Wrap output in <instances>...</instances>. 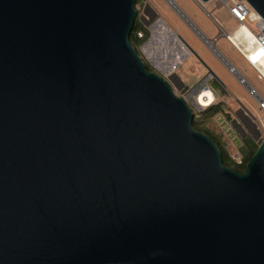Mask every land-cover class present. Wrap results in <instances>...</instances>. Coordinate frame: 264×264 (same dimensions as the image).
Segmentation results:
<instances>
[{"label": "water", "instance_id": "1", "mask_svg": "<svg viewBox=\"0 0 264 264\" xmlns=\"http://www.w3.org/2000/svg\"><path fill=\"white\" fill-rule=\"evenodd\" d=\"M135 4L0 0V264H264V138L223 164Z\"/></svg>", "mask_w": 264, "mask_h": 264}, {"label": "rangeland", "instance_id": "2", "mask_svg": "<svg viewBox=\"0 0 264 264\" xmlns=\"http://www.w3.org/2000/svg\"><path fill=\"white\" fill-rule=\"evenodd\" d=\"M203 6L204 10L194 0H142L141 4L136 5V8L139 9L136 28L144 30L145 33L147 31L141 17L143 10H146V13L153 11L163 14L171 26L179 30L182 36L195 49L194 60H197L199 64L206 69L212 70L217 75L227 91L222 90L215 80H211L210 85L220 91L224 97L231 94L233 99L229 105L222 106L221 112L217 114L210 117L198 116V123L204 131L216 138L217 142L232 159L241 158L243 139L247 140L245 135L247 136L246 133L249 128L241 118L249 121V124L255 126L259 132V135L251 134V137L248 135V140L252 139L258 146V141L264 138V112L258 108L256 100L248 92L249 87L252 86L264 96V79L259 77L257 72L237 52L236 48L229 46L226 39L222 37L216 43V47L223 55L229 58L232 65L236 68L237 74L230 73L224 63L219 60L196 32L186 24V22L190 23L186 18L182 17L184 13L182 14L181 9L193 19L208 38H211L212 34H217L218 28L216 24L221 25L228 32H232L237 28L238 23L224 6L216 5L214 1L203 3ZM248 24L252 26L253 22H248ZM136 45L140 47L141 44L137 43ZM151 69L154 70L153 68ZM238 73L246 79L247 82L245 84L239 82L240 75ZM176 92L178 93V91ZM191 107L194 111H202L208 106L200 109H196L193 105ZM238 113H241V118L237 115Z\"/></svg>", "mask_w": 264, "mask_h": 264}, {"label": "crops", "instance_id": "3", "mask_svg": "<svg viewBox=\"0 0 264 264\" xmlns=\"http://www.w3.org/2000/svg\"><path fill=\"white\" fill-rule=\"evenodd\" d=\"M194 1L204 10L203 3L201 4L197 0ZM152 12L153 11H150V14L146 13V10H143L142 12L141 17L148 32L146 40L150 37V33H152V36L150 37V42L143 46L146 41L145 40L140 45V48L141 51L147 53V60L154 71L164 75L165 77H169V80L173 84L175 90L178 91L180 95H186L189 90L193 89L199 83H202V87L207 85L210 88L213 96V101L209 105H229L233 96L230 94L231 96L228 95L224 97L220 91L210 85L211 80H215L220 85L222 90L227 91L217 75L213 73L212 70L206 69L204 66L199 64L197 60H194L195 49H193L191 44L182 36L179 30L171 26L163 14L161 15L157 12ZM181 12L182 14L184 13L182 17L186 18L190 23L188 24L185 21L186 24L196 32V34L214 52L219 60L224 63L226 69L229 71V67L232 63L229 58L217 49L216 43L220 40V38L224 37L229 46L233 48V44L226 38V34H231L233 31L228 32L221 25L216 24L218 28L217 34H212L211 38H208L207 35L193 21V19L185 13V11L181 9ZM149 26H152L151 30H149ZM238 75L240 74L238 73ZM197 104L199 103L197 102ZM199 106L206 107L200 104ZM253 118L255 117L253 116Z\"/></svg>", "mask_w": 264, "mask_h": 264}, {"label": "built area", "instance_id": "4", "mask_svg": "<svg viewBox=\"0 0 264 264\" xmlns=\"http://www.w3.org/2000/svg\"><path fill=\"white\" fill-rule=\"evenodd\" d=\"M214 1L219 6H224L232 18L238 23L237 28L246 27L252 35V39L248 42L245 35L240 36V46H235L231 41L229 35L226 34V38L233 44L236 50L244 58V60L257 72L258 76L264 79V19L248 4L246 0H210ZM248 22H253L252 26H249ZM138 37L142 36V32L137 33ZM242 48V49H241ZM260 67L262 68L260 70ZM229 71L232 74L237 73L234 66L229 67ZM240 83L245 84L247 81L243 76H239ZM205 89H210L207 85H204L199 93L195 96L196 101L203 105L199 101V97ZM249 94L256 100L258 108L264 112V96H262L254 87L250 86L248 90ZM213 101V98H212ZM210 101V103L212 102ZM209 103V104H210ZM209 104L203 105L207 106ZM235 158V157H234ZM234 160L240 162V158L236 157Z\"/></svg>", "mask_w": 264, "mask_h": 264}, {"label": "trees", "instance_id": "5", "mask_svg": "<svg viewBox=\"0 0 264 264\" xmlns=\"http://www.w3.org/2000/svg\"><path fill=\"white\" fill-rule=\"evenodd\" d=\"M142 3V0H136V5H139ZM137 9V8H136ZM139 14V9H137V16L135 18L134 21V26L133 29L130 33L129 36V40L132 43V45L135 47V49L137 50V43L142 44L147 37V31L146 33L144 32V30L136 28L137 27V17ZM138 32H142V36L138 37L137 33ZM147 67V66H146ZM147 69L149 70V68L147 67ZM221 107L222 105L220 104H211L209 105L206 109L202 110V111H194L193 110V119H192V125L194 127V129H196L197 131L203 132L205 133L207 136H209L218 146L221 155H222V161L223 164L239 173H244L246 170V165L247 163L250 161L251 157L253 156V154L256 152L258 146L255 143V141H253L252 139L245 140V138L243 139V149H242V155L240 158V162H237L236 160L232 159L228 153L226 152V150H224V148L217 142L216 138L214 136H212L210 133L204 131L202 129V127H200L199 125V119H197L198 116H205V117H210L214 114H217L219 112H221Z\"/></svg>", "mask_w": 264, "mask_h": 264}, {"label": "bare ground", "instance_id": "6", "mask_svg": "<svg viewBox=\"0 0 264 264\" xmlns=\"http://www.w3.org/2000/svg\"><path fill=\"white\" fill-rule=\"evenodd\" d=\"M245 35L247 41L249 42L251 39H252V35H251V32L246 28V27H241L239 29H237L236 31L232 32L229 37L231 39V41L233 42V44L235 46H238V47H241L240 46V36L242 35ZM211 44V43H210ZM213 44V43H212ZM242 49V48H241ZM262 68L260 67V70ZM237 74V73H236ZM212 93L210 91V89H205L203 91V93L201 94V96L199 97V101L203 104V105H206V104H209L210 101H212Z\"/></svg>", "mask_w": 264, "mask_h": 264}, {"label": "flooded vegetation", "instance_id": "7", "mask_svg": "<svg viewBox=\"0 0 264 264\" xmlns=\"http://www.w3.org/2000/svg\"><path fill=\"white\" fill-rule=\"evenodd\" d=\"M147 13H149V12H147ZM137 52L142 56V58L145 61L146 66L149 68V70L150 71H154V70L151 69L152 67L150 68L151 65L149 63H147V61H148L147 60L148 58L146 57L147 53L141 51V48L140 47H137ZM242 114H243V112H242ZM237 115L239 116V118H241V116H242L241 113H238ZM241 119L243 120V122H244L245 125H248L249 126V128L247 130V133H246L247 136L245 135V137H248V135L250 136L251 134H253V135H256L257 134V135H259V132H258V130H257V128L255 126H252L251 124H249L250 122L247 121V120H245L244 118H241Z\"/></svg>", "mask_w": 264, "mask_h": 264}]
</instances>
